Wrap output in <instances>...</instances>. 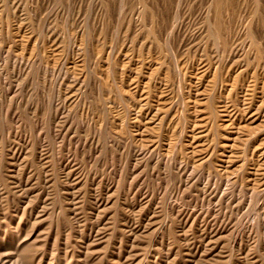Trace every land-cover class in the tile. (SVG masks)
<instances>
[{
    "label": "rangeland",
    "instance_id": "obj_1",
    "mask_svg": "<svg viewBox=\"0 0 264 264\" xmlns=\"http://www.w3.org/2000/svg\"><path fill=\"white\" fill-rule=\"evenodd\" d=\"M0 202L33 264H264V0H0Z\"/></svg>",
    "mask_w": 264,
    "mask_h": 264
},
{
    "label": "bare ground",
    "instance_id": "obj_2",
    "mask_svg": "<svg viewBox=\"0 0 264 264\" xmlns=\"http://www.w3.org/2000/svg\"><path fill=\"white\" fill-rule=\"evenodd\" d=\"M217 19V18H216ZM219 20V19H218ZM215 21V20H214ZM209 22V21H208ZM220 24V23H219ZM218 25V24H217ZM214 26H215V23H214ZM214 28V27H213ZM216 28V27H215ZM222 31V30H221ZM225 34V33H224ZM220 41V40H219ZM217 45V44H216ZM214 46V45H213ZM218 53V52H217ZM220 57V56H219ZM215 113V112H214ZM234 136V135H233ZM218 145V144H217ZM45 172V171H44ZM231 189V188H230ZM232 190V189H231ZM70 191V190H69ZM67 198V197H66ZM71 199V198H70ZM72 201V200H71ZM1 203V202H0ZM34 206V205H33ZM128 206V205H127ZM132 210V209H131ZM2 211V210H1ZM133 212V211H132ZM29 216V215H28ZM18 218V217H17ZM30 220V219H29ZM35 220V219H34ZM8 223V222H7ZM126 224V223H125ZM190 225V224H189ZM188 225V226H189ZM174 226V225H173ZM25 227V226H24ZM176 227V226H175ZM220 227V226H219ZM4 228V227H3ZM98 228V227H97ZM146 228V227H145ZM227 228V227H226ZM25 229V228H24ZM26 232V231H25ZM128 232V231H127ZM214 232V231H213ZM16 233V232H15ZM11 235V234H10ZM20 235V234H19ZM42 235V234H41ZM102 235H103V233H102ZM14 236V235H13ZM13 236H12V239H11V236H3L2 238H1V240L5 243V244H7L9 247H7V250H8V252H9V256H7V254H6V256H2L1 254H0V264H33V263H35V262H37L38 263V261H39V259H38V256L39 255H37V253H36V249H31V248H29V247H27V246H25V245H23L22 243H20V242H16V243H14L13 242V240H15V239H13ZM101 236V235H100ZM37 237V236H36ZM20 238V237H19ZM17 239V238H16ZM91 239V238H90ZM19 241V240H18ZM93 241H95V240H93ZM203 241V240H202ZM23 242V241H22ZM66 242V241H65ZM91 242H92V240H91ZM119 242V241H118ZM38 243V242H37ZM67 243V242H66ZM36 244V243H35ZM49 244V243H48ZM169 244V243H168ZM38 245H39V243H38ZM42 245V244H41ZM62 245V244H61ZM85 245V244H84ZM50 246V245H49ZM66 247V246H65ZM85 247H86V245H85ZM84 246H83V248H85ZM1 248V247H0ZM53 248V247H52ZM80 248V247H79ZM90 248V247H89ZM89 248H88V250H89ZM173 249V248H172ZM238 249V248H237ZM4 250H6V249H4ZM56 250V249H55ZM62 250V249H61ZM70 250V249H69ZM81 250H83V249H81ZM86 250H87V247H86ZM53 251H54V249H53ZM48 252H49V250H48ZM83 252H84V250H83ZM63 253V252H62ZM77 253V252H76ZM81 253V252H80ZM115 253V252H114ZM69 253H67V255H68ZM83 253H81V255H82ZM94 254H95V252H94ZM192 254V253H191ZM67 255L65 256V257H67ZM69 256V255H68ZM92 256V255H91ZM95 257V256H94ZM48 258V257H47ZM83 257H81V259H82ZM87 258V259H86ZM38 260V261H37ZM41 260V259H40ZM47 260H49V259H47ZM46 260V261H47ZM85 261V262H84ZM49 262H50V260H49ZM82 262H84L85 264L86 263H90V262H92V259H90V258H88V257H84V259H83V261ZM81 263V262H80ZM92 263H94V262H92ZM92 263H90V264H92ZM123 263V262H122ZM59 264H61L60 262H59ZM83 264V263H82ZM124 264V263H123Z\"/></svg>",
    "mask_w": 264,
    "mask_h": 264
}]
</instances>
